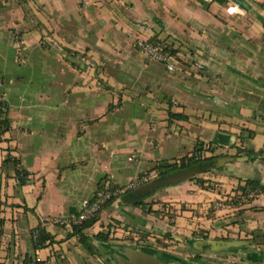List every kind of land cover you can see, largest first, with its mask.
<instances>
[{"label": "crops", "instance_id": "0c3cea01", "mask_svg": "<svg viewBox=\"0 0 264 264\" xmlns=\"http://www.w3.org/2000/svg\"><path fill=\"white\" fill-rule=\"evenodd\" d=\"M152 36L175 44L174 71L137 48ZM75 51L76 64L65 58ZM0 95L11 121L0 141V264H264V239L253 238L264 233L253 214L264 194L236 219L202 208L224 187L236 192L240 176L264 182L260 160L168 185L145 199L152 211L118 199L85 230L109 235L92 241L96 253L59 225L44 224L45 246L32 240L41 220L80 211L105 176L127 186L197 143L214 151L203 157L264 151V0H0ZM16 162L29 183H18ZM208 180L217 191L201 186ZM225 238L256 243L203 244Z\"/></svg>", "mask_w": 264, "mask_h": 264}, {"label": "trees", "instance_id": "16d2710c", "mask_svg": "<svg viewBox=\"0 0 264 264\" xmlns=\"http://www.w3.org/2000/svg\"><path fill=\"white\" fill-rule=\"evenodd\" d=\"M150 41H159L162 40L166 43L167 49L166 51L175 56L178 60L179 56L177 53V48L175 44L169 39V37H160V36H152L149 37ZM65 58L68 61H72V63H77L78 58V52L75 51L73 54L66 53ZM79 68V65H78ZM4 108V110H2ZM9 106L7 103L2 99V96L0 95V141H2L3 136L10 131L11 129V121L9 119ZM172 117H183L178 116L175 114L171 115ZM212 146V144H209ZM237 149V153L234 155L229 154H220V155H211L208 157H203L202 152L209 151L214 152L213 149L210 147L205 148L204 145L197 143L195 146L194 153L191 156H186L183 158H180L174 162H161L158 163L157 166L150 170L155 172L158 171L157 179H162L166 177L169 174L179 172L181 170H186L191 167L195 166H201L202 172H208L211 169H225L226 171H230L231 169L228 166V163H233L239 160H249V161H255L260 160L264 163V151L259 150L255 151L253 149L244 148L240 146H235ZM11 157V155H8ZM228 158L229 161L225 164L217 165L216 163L220 159ZM20 162H16V179L18 180V183L20 185H25L31 181L30 175L28 171H25L22 169L19 165ZM148 171V172H150ZM147 172V173H148ZM231 172V171H230ZM238 172V171H237ZM235 173V171H234ZM146 174V173H145ZM145 174H140L137 179L144 178ZM195 177L191 178L194 179ZM240 184L235 189L237 192L238 197H244L247 200H253L254 197L264 194V182H262L259 178H254L252 176H240L239 177ZM133 183V182H131ZM126 186H120L116 184L114 181H112L108 176H105L101 179V181L98 183V189L94 195V197L90 201H94L98 197V192H116L118 191L116 195L111 196L109 199L105 200L101 205L99 210L90 218L84 220L81 224L76 225L73 227L72 234L74 236H78L80 243L90 252V253H96L97 249L92 245V241H107L109 239V235L105 233H98L94 237H90L85 233V230L92 227L96 222L100 220L101 213L112 206L115 201L121 198H130L132 196V192L137 188L131 187L126 188ZM125 189L124 191H122ZM158 190V189H157ZM156 190V191H157ZM154 191V192H156ZM235 192V193H236ZM154 193H150L149 195H146L140 199H137L136 201L132 202L133 205L137 207L147 208L149 207V210L152 211V203H146L145 199L151 196ZM253 194V197H250V195ZM243 198V199H244ZM242 199V200H243ZM243 201H241L240 204H242ZM264 210V208H262ZM38 234L37 239L35 238V234ZM166 237H170V233H165ZM254 239H264V233L261 234H253ZM32 240L34 242L35 248L38 249L39 247L45 246L48 242H51L53 240V237L47 232L45 225L43 224V220L38 224L36 228L32 230ZM158 240V239H157ZM160 240V238H159ZM162 240V239H161ZM224 240H230L228 238H225ZM32 258L27 257L25 260V264H29L31 262ZM42 264V263H41Z\"/></svg>", "mask_w": 264, "mask_h": 264}, {"label": "built area", "instance_id": "2783aa9c", "mask_svg": "<svg viewBox=\"0 0 264 264\" xmlns=\"http://www.w3.org/2000/svg\"><path fill=\"white\" fill-rule=\"evenodd\" d=\"M136 46L144 55H146L147 58L164 64L168 71L172 72L175 70L178 60L175 56L166 51L167 45L164 41H150L149 38L140 39L136 42ZM2 110H4V108ZM131 184L132 183L129 184L130 186L127 185L126 188L135 187V185ZM125 189H123L122 191H124ZM117 193L119 192H98L97 199L86 203V205L77 213L67 217H46L45 219H43V224L59 225L65 229L72 230L74 226L81 224L84 220L93 216L99 210L100 205L105 200L109 199L113 195H116ZM37 236L38 234L36 233V239ZM29 264H41V262L38 260V258L34 257Z\"/></svg>", "mask_w": 264, "mask_h": 264}, {"label": "water", "instance_id": "95a60500", "mask_svg": "<svg viewBox=\"0 0 264 264\" xmlns=\"http://www.w3.org/2000/svg\"><path fill=\"white\" fill-rule=\"evenodd\" d=\"M263 158H264V155H263ZM228 161H229L228 158H224V159H220L216 164L219 165V164H222V163H225ZM200 173H202L201 166H195V167L188 168L186 170H181L179 172L169 174L162 179H154L148 183H145L141 186H138L132 192V196L130 198L124 197V200H126L127 202H134L137 199H140L146 195H149L150 193H154V191H156L157 189H159L161 187H165L167 185L179 184L183 181H186V180L193 178L194 176H196ZM255 243H256V241L252 240V239L220 240V241L214 240V239H209V240H205L203 242L204 245H209L210 249H215V250H226L229 248H236V247L255 244ZM127 250H129L130 252L139 253L138 250H136V249L127 248ZM139 254H141V253H139ZM142 258L144 260H142L141 263L139 262L138 264H163V263H161L155 259L153 260L152 258H150V256H146V257L142 256ZM129 262L130 261H128L127 263H129Z\"/></svg>", "mask_w": 264, "mask_h": 264}, {"label": "rangeland", "instance_id": "374dc122", "mask_svg": "<svg viewBox=\"0 0 264 264\" xmlns=\"http://www.w3.org/2000/svg\"><path fill=\"white\" fill-rule=\"evenodd\" d=\"M222 164H225V163H222ZM216 170L219 171V172L226 171L225 169H223V170L216 169ZM198 175L194 176L195 178L192 179V180H196L198 182V185H199L200 182L202 180H204V179L199 178L201 175H203L202 173H200ZM157 176H158V171L157 170L155 172L150 171V172H148V173L145 174L144 178L136 179L135 181H133V183L131 185H135V187L136 186L137 187L138 186H141V185H143L145 183H148V182H150V181H152L154 179H157ZM206 182H208V183L205 184V185L203 184L201 186H203L204 188H207L208 191H217L218 190L217 183H215L214 181H211V180H208ZM165 187H168V185L165 186ZM163 189H164V187L159 188L157 190V193L154 194V196L155 195H160L162 197V193H158V191L159 190H163ZM224 189L226 190V192L228 191V193L225 194L223 196V198H216V200L213 201L211 207L208 206V204H209L210 201H205V203L203 202L205 204V206L202 207L203 208V211H207V213L203 214V216L210 217L212 215H217V212H218L217 208H220V211H222V209L224 208L222 214L219 216L220 219L221 218H224V219H236V217L241 216L243 214V212L246 210V208L245 209H243V208L237 209V208L240 206L241 201H244V200H247V199L244 198V197H241L240 198V197L236 196L237 195V192L236 193L235 192L232 193V190L229 187H224ZM210 197H212V196L206 197V200H209ZM250 197H253V194H251ZM254 211L255 212H253V214H255V216L264 217V210L263 209L262 210L261 209L260 210H254ZM211 213H213V214H211ZM218 223H221V221L218 222ZM228 225H230V224H228ZM232 231H235V230H232ZM152 243H153L152 245H155V246H162L164 244L163 240H161V239L160 240L158 239V240H155V241L153 240ZM194 253L195 252H193V254ZM189 254H192V253H189ZM224 255H226V253ZM224 259H226V257H224ZM212 260H215L216 261L217 259L216 258H212Z\"/></svg>", "mask_w": 264, "mask_h": 264}]
</instances>
